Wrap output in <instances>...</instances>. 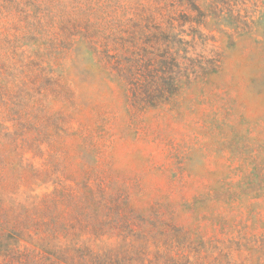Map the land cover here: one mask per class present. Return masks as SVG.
I'll return each instance as SVG.
<instances>
[{"label":"rangeland","instance_id":"1","mask_svg":"<svg viewBox=\"0 0 264 264\" xmlns=\"http://www.w3.org/2000/svg\"><path fill=\"white\" fill-rule=\"evenodd\" d=\"M174 52L175 95L131 106L120 71L164 85ZM95 219L101 249L264 264V0H0V264H80Z\"/></svg>","mask_w":264,"mask_h":264},{"label":"trees","instance_id":"2","mask_svg":"<svg viewBox=\"0 0 264 264\" xmlns=\"http://www.w3.org/2000/svg\"><path fill=\"white\" fill-rule=\"evenodd\" d=\"M175 52L171 57L170 62V70L167 73L166 83L160 84L158 83L154 88H144L142 89L138 85H135V72L133 70H124L120 71L121 79L126 83V96L128 101L130 102L131 106L138 110H143L145 108L154 107L160 105L168 101L173 95H175L178 87V65L175 61ZM191 73V72H189ZM107 218V216L105 217ZM105 223L104 220L95 219L92 225V241L93 246L89 247H79V255H77L80 264H160L157 261L150 260L146 258V253L140 252L137 253L136 250H132V248L124 249L121 247L114 249L107 248L101 249L98 246H95L96 240H100L101 236L103 235V224ZM5 228V227H4ZM17 229V228H16ZM11 232L10 235H6V238L15 239L18 243L21 240V229L17 230H9ZM52 235H55L52 232ZM3 236V235H1ZM125 236V235H124ZM136 239H140L138 236H135ZM44 239L43 241H45ZM49 245L48 242L41 245L42 252L38 255H42L44 261L47 262L46 264H56L53 260V257L56 259H60L61 257L65 258V253L63 249L60 247H55L50 249L46 246ZM55 246H59L54 244ZM84 249V250H80ZM77 250V248H76ZM47 256H46V255ZM136 255V256H135ZM16 256V260H18V256L14 253L12 254H5L6 264H12V258ZM135 256V257H133ZM63 260V259H60ZM165 264H189L188 261L182 262L181 260H168V263Z\"/></svg>","mask_w":264,"mask_h":264}]
</instances>
